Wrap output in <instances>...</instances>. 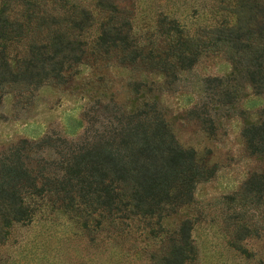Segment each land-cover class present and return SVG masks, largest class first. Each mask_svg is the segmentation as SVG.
Returning <instances> with one entry per match:
<instances>
[{"label": "trees", "instance_id": "obj_1", "mask_svg": "<svg viewBox=\"0 0 264 264\" xmlns=\"http://www.w3.org/2000/svg\"><path fill=\"white\" fill-rule=\"evenodd\" d=\"M103 2L96 0L94 8ZM106 2L112 12L123 14ZM93 11L82 0H0V91L63 84L87 54L113 53L120 66H142L143 72L173 77L177 69L191 67L202 51L220 48L232 61L231 75L249 82L255 94H264V0H236L234 21L221 20L199 37L163 16L158 31L170 43L158 50L134 39L129 19L114 22L110 17L89 41L85 32ZM208 81L223 83L217 77ZM152 85L145 78L129 84L136 94L150 93ZM223 94L227 103L234 98ZM144 96L139 104L134 98L129 106L104 105L100 114L86 110L87 126L76 140L22 138L0 151V241L14 223L31 222L44 201L80 219L85 230H100L111 221L125 224L133 217L156 218L162 229L163 216L192 202L197 183L212 177L214 169L177 141L156 100ZM242 136L250 153L264 158V122H247ZM245 185L264 193V171ZM192 228L190 219L182 220L155 264H185L194 251Z\"/></svg>", "mask_w": 264, "mask_h": 264}, {"label": "rangeland", "instance_id": "obj_2", "mask_svg": "<svg viewBox=\"0 0 264 264\" xmlns=\"http://www.w3.org/2000/svg\"><path fill=\"white\" fill-rule=\"evenodd\" d=\"M102 1L95 9L96 0H82L94 9L86 39L96 37L100 23L110 17L114 22L129 19L134 39L158 50L170 43L158 31L159 18L175 19L185 33L199 37L221 20L233 22L236 0H109L124 15ZM232 65L224 50L206 49L173 78L143 72L142 66H120L113 53L87 54L63 84L1 90L0 151L22 138L76 140L87 126L86 110L100 114L104 105L129 106L134 98L139 104L145 95L156 100L177 141L193 148L214 174L197 183L192 202L160 219L162 229L156 218L133 217L125 224L111 221L100 230H85L80 219L44 201L31 222L9 228L0 241V264H155L186 218L193 222L194 251L185 264H264V193L245 185L254 173L264 171V158L251 154L242 136L247 122H264V94H255L249 82L231 75ZM214 77L223 83H207ZM138 78L148 85L154 81L153 90L133 93L129 84ZM224 92L234 95L230 103Z\"/></svg>", "mask_w": 264, "mask_h": 264}]
</instances>
